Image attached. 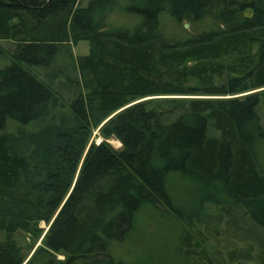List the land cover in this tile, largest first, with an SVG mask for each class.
Masks as SVG:
<instances>
[{"label":"trees","instance_id":"1","mask_svg":"<svg viewBox=\"0 0 264 264\" xmlns=\"http://www.w3.org/2000/svg\"><path fill=\"white\" fill-rule=\"evenodd\" d=\"M162 16L178 28L167 32ZM183 23L203 29L186 34ZM81 40L88 50L73 57ZM0 41L10 43L0 46V264H127L112 252L142 211L205 224L214 194L240 210L250 239L227 262L264 264V0H0ZM63 49L72 77L53 66ZM185 180L201 187L197 215L177 196ZM39 221L48 228L23 263L13 235L37 236ZM178 239L189 264H224L188 231Z\"/></svg>","mask_w":264,"mask_h":264},{"label":"rangeland","instance_id":"2","mask_svg":"<svg viewBox=\"0 0 264 264\" xmlns=\"http://www.w3.org/2000/svg\"><path fill=\"white\" fill-rule=\"evenodd\" d=\"M85 3V0H82V4ZM112 23L117 26H125L129 27L133 25L134 19L133 17L127 16L121 13H113L112 15ZM162 22V26L166 29L167 32L175 31L178 28V25L175 24L171 19L162 16L160 18ZM186 34H194L198 30L203 29L202 25H189L186 27ZM0 46L5 49L10 48V43L8 41H0ZM88 50L87 41L81 40L76 43V45H70V54L73 57L78 55L85 54ZM68 50H62L57 58L56 62L53 66H66L65 73L70 77L74 75V71L69 67V55ZM72 58V57H71ZM2 58H0V66L4 63L2 62ZM58 65V66H57ZM30 70L42 78L44 74V69L40 67L32 66ZM60 81H64L63 77L58 78ZM58 81V80H55ZM257 90V89H256ZM254 90V91H256ZM236 96V95H235ZM239 96V95H237ZM184 98L190 96H178V95H159L153 96L158 101H163L165 99L170 98ZM210 98H222V97H232L228 96H208ZM148 97L144 98L147 99ZM259 116L261 118V122L264 125V106L259 108ZM33 127V125L27 124L26 129ZM5 130L12 132L16 128V124L7 120L5 123ZM101 140L99 133L96 129L92 130L91 136L89 138V142L96 144ZM106 141L114 148L119 149L120 144H118V140L113 137L106 139ZM257 157L259 161V165L261 170L264 172V142L259 144L257 149ZM175 186L179 188V192L177 196H179V200L182 203V206L185 210H194L196 206V199L198 195L202 194L201 187L199 191H194L191 188H195L194 183H189L188 181H178L177 183L174 181ZM214 199H218L216 201ZM226 201L221 197V195L214 194L210 202L202 203V207L205 212L200 213V208L196 207V215L200 213V217L205 218L212 217L211 219L207 218L205 220V224L202 222H197L193 217H190L187 223H182L179 220L175 219L173 216L169 214H156L154 211L146 209L142 211L139 226H137L134 236L128 243H124L123 245H116L115 251L112 252L115 258H123L125 263L127 264H138V257L134 258L136 253L142 254L141 260L143 264H189L184 260L179 252V236L182 235L184 231H188L192 235L193 242L203 243L202 247L205 248L209 253L218 252V257L226 260L225 252L227 249L233 248H241L245 241L250 239H243V229L247 228L246 225H243V218L241 216L240 210L237 208H228ZM201 207V211H202ZM228 208L229 214L223 213L225 209ZM205 213V214H204ZM206 215V216H204ZM215 218L218 221H215ZM211 224V225H210ZM213 224V225H212ZM246 224V223H244ZM47 223L42 221L37 222L38 235L34 236L33 234H28L23 231H16L13 235V241L16 247L19 249V253L23 256V263L30 256L31 252L34 251L37 246L41 245V238L45 231L48 228ZM264 239V232L262 235ZM264 241V240H263ZM252 243H257L256 241H252ZM138 255V254H137ZM136 255V256H137ZM58 259H61V255H56ZM217 258V257H216ZM135 259V260H134ZM223 261L224 264H258L257 261L254 260H239L236 263H229ZM227 262V263H225Z\"/></svg>","mask_w":264,"mask_h":264},{"label":"water","instance_id":"3","mask_svg":"<svg viewBox=\"0 0 264 264\" xmlns=\"http://www.w3.org/2000/svg\"><path fill=\"white\" fill-rule=\"evenodd\" d=\"M251 10L249 8H246L243 10L242 12V16L245 17V18H248L251 16ZM187 26V23H183V27H186Z\"/></svg>","mask_w":264,"mask_h":264},{"label":"bare ground","instance_id":"4","mask_svg":"<svg viewBox=\"0 0 264 264\" xmlns=\"http://www.w3.org/2000/svg\"><path fill=\"white\" fill-rule=\"evenodd\" d=\"M98 143V142H97ZM118 144H119V142H118Z\"/></svg>","mask_w":264,"mask_h":264},{"label":"crops","instance_id":"5","mask_svg":"<svg viewBox=\"0 0 264 264\" xmlns=\"http://www.w3.org/2000/svg\"><path fill=\"white\" fill-rule=\"evenodd\" d=\"M86 54V53H85Z\"/></svg>","mask_w":264,"mask_h":264}]
</instances>
